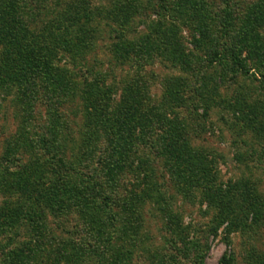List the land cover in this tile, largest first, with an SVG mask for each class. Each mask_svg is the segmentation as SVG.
<instances>
[{
    "label": "rangeland",
    "instance_id": "obj_1",
    "mask_svg": "<svg viewBox=\"0 0 264 264\" xmlns=\"http://www.w3.org/2000/svg\"><path fill=\"white\" fill-rule=\"evenodd\" d=\"M27 1L92 45L0 84V264H264L261 0Z\"/></svg>",
    "mask_w": 264,
    "mask_h": 264
},
{
    "label": "trees",
    "instance_id": "obj_2",
    "mask_svg": "<svg viewBox=\"0 0 264 264\" xmlns=\"http://www.w3.org/2000/svg\"><path fill=\"white\" fill-rule=\"evenodd\" d=\"M261 3L263 6L257 10L255 21L262 24L264 23V0H261ZM27 5V0H0V84L15 81L26 93H31L30 87L36 85L37 79L43 78L46 80L45 87L53 91H64L67 86L57 71L55 64L57 54L52 53L57 51L58 46L60 50L72 49L83 53L88 51L92 44L83 45L82 42L67 39L59 41L53 32H50L48 36L35 33L32 31L30 18L38 7ZM84 10L85 17L87 15V18H90L91 11L87 7ZM33 18L34 16L32 20ZM72 22H75V19L70 20V25L64 30L65 35H68V30L75 26ZM82 27L85 28L86 25ZM251 27L248 31L252 33L254 29ZM251 33L243 31L241 34L242 45L249 51L255 49H251L253 39L250 40V38L254 37ZM86 35L87 33H83L82 39H85ZM26 43H32V45ZM194 43L195 47H201L198 40ZM185 62L188 63L190 60ZM119 148L125 152L130 150L123 145H118Z\"/></svg>",
    "mask_w": 264,
    "mask_h": 264
}]
</instances>
